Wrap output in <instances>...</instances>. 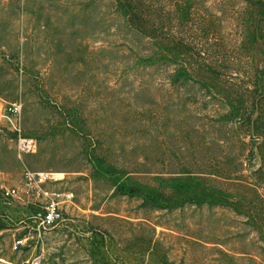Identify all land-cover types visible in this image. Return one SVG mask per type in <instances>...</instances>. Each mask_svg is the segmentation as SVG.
I'll return each instance as SVG.
<instances>
[{
	"label": "rangeland",
	"instance_id": "rangeland-1",
	"mask_svg": "<svg viewBox=\"0 0 264 264\" xmlns=\"http://www.w3.org/2000/svg\"><path fill=\"white\" fill-rule=\"evenodd\" d=\"M26 172L73 204L0 197V264H264V0H0V187Z\"/></svg>",
	"mask_w": 264,
	"mask_h": 264
},
{
	"label": "built area",
	"instance_id": "built-area-1",
	"mask_svg": "<svg viewBox=\"0 0 264 264\" xmlns=\"http://www.w3.org/2000/svg\"><path fill=\"white\" fill-rule=\"evenodd\" d=\"M10 112L13 115L20 113V105L13 104L10 106ZM16 148L21 153L35 152L37 142L32 138L19 137L16 141ZM25 188L18 186H1L0 197L5 200H22L28 203L34 202L39 213L36 218L37 228L51 230L60 224L65 217V209L68 205L73 204L74 195L71 191H56L48 188V183L53 181L49 174L45 172L25 173ZM25 199V200H24ZM30 232L28 233V235ZM35 234V233H34ZM37 239L42 237L40 231L37 233ZM28 238L18 239L14 247L17 248L24 244ZM12 264V263H8ZM25 264H43L40 257H34L26 261Z\"/></svg>",
	"mask_w": 264,
	"mask_h": 264
}]
</instances>
